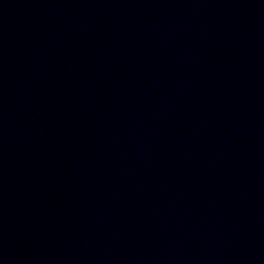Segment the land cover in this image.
<instances>
[{
  "label": "water",
  "instance_id": "1",
  "mask_svg": "<svg viewBox=\"0 0 264 264\" xmlns=\"http://www.w3.org/2000/svg\"><path fill=\"white\" fill-rule=\"evenodd\" d=\"M0 264H264V0H0Z\"/></svg>",
  "mask_w": 264,
  "mask_h": 264
}]
</instances>
